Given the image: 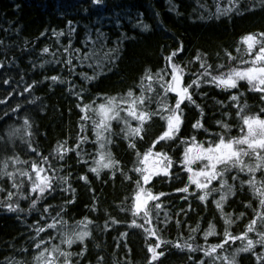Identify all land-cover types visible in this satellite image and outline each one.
Listing matches in <instances>:
<instances>
[{
	"label": "trees",
	"instance_id": "16d2710c",
	"mask_svg": "<svg viewBox=\"0 0 264 264\" xmlns=\"http://www.w3.org/2000/svg\"><path fill=\"white\" fill-rule=\"evenodd\" d=\"M219 3L227 5L229 0H219ZM253 4L259 5L260 0H240L241 10L238 12L220 16L219 19H201V16L209 17L216 11L217 0H0V136L7 141L5 143V140H0V161L5 155L19 153L23 160L35 159L40 162L39 155L26 146L30 140L39 154L49 156L53 166L58 169L57 175L69 177L67 183L61 184L50 197L39 201L31 212L28 211L31 201L23 198L19 199V204L25 209L24 212H8L3 207L6 192H0V264H6L5 258L33 264L31 254L35 253V248L31 240L36 236V221H40L41 226L46 220L51 222L42 214L44 205L51 204L59 211V206L65 201L70 203L64 208L67 213L64 220L72 228L76 227V221L84 220L85 217L91 221L88 228L92 235L71 248L72 252L80 253L87 245L83 255L73 257L75 264H97L98 257H103V264H125L126 257L127 264H148L151 253L147 246L157 244L156 237L148 236L142 229L129 227L133 219L130 209L134 202L135 180L139 178V174L130 171L135 167L136 152L128 147L127 140L113 136L115 143L111 151L115 159L120 161L118 168L123 169L125 175L131 176V181L125 179L120 171L113 176L112 169H103L99 176L89 171V166H95L91 157L98 156L94 152L98 145L94 144L95 135L90 121L87 122V130L81 132L83 113L78 107V97L69 90V81L65 79L69 77V72L64 61L73 55L71 49L91 51L105 44L103 51H107L109 47H115L119 40L123 52L115 66L106 65L105 72L98 80L86 81L78 73L83 71L92 75L93 70L87 63L81 64L74 60L76 74L70 78L71 82L87 87L88 92L84 94L86 103L102 102L98 94L124 93L134 85L139 94V78L145 69L150 66L155 72L163 68L164 58L180 48L181 41L184 49L178 53L175 62L184 65L192 73L199 69V63L189 65L188 61L196 56L198 50L209 54L213 67L228 62L225 49L238 56L236 48L243 35L264 31V8L251 7ZM145 24L149 26L147 30L143 28ZM57 32L62 34L57 36ZM69 40L72 42L70 46ZM45 47L49 49L48 52L43 51ZM65 47L70 48L69 52L64 51ZM216 53H219V57ZM80 54L75 53L76 56ZM57 75L65 82L47 79ZM194 78L186 72V82ZM33 81L37 83L33 84ZM29 84H32V88L25 91ZM201 90L207 96L202 97L193 91V98L204 108L205 127L211 132H218L220 127L215 121L224 119L233 125L231 135H238L239 128L236 125L239 120L235 115L237 106L229 100L237 90H221L214 85H201ZM76 91H79V87ZM238 91L242 94L241 99L247 100V113H258L264 108L261 96L251 90L247 82L242 81ZM171 103L174 104V100ZM185 104L187 107L182 105L185 123L180 135H195L198 141H203L207 134L203 130L193 132L191 127L196 120L201 119L200 110L187 101ZM226 113L232 115H224ZM25 117L31 122V129L25 126ZM145 127L146 135L143 139L135 140L136 148L141 153L161 135L166 122L154 118ZM15 128H19L18 135L9 139L7 131ZM113 129L119 133L120 126L113 122ZM29 132L30 136L27 135ZM81 135L91 139L81 144L79 151L90 155L77 152L76 146ZM58 142H66L65 146L71 151L65 154L64 160L57 163L56 156L51 154L55 152ZM183 148L179 140L175 144L160 142L155 147V151H164L173 157L172 177L161 173L160 177H153L148 185L153 193L166 194L159 201L163 205L160 222L154 219L153 225L162 239L172 243L162 244L157 249L165 252L159 264H192L190 257L207 260L202 252L176 248L175 241L179 239L183 243L192 235L195 244L205 246L203 231L192 233V228L199 224L201 229H206L209 222L215 223L220 238L225 228L224 218L212 202L219 198L218 195L209 197L205 205L196 195L197 192L202 194V191L195 189L192 184L188 185L189 193L176 191L188 184V175L183 166L177 163L182 159ZM9 171H12L11 167ZM82 175H87L88 181L81 179ZM257 175L259 178L260 174ZM241 179H248L247 173L242 174ZM68 184H71L74 191H64ZM10 185L8 181L4 187L16 191ZM23 187L28 190L30 185L26 181ZM29 195L35 197L38 193L29 192ZM16 199L13 197V202ZM248 202H251L252 207L247 206ZM189 204L192 205L191 210H188ZM254 208H258V199L247 186L241 189L238 185L237 194L229 197L224 206V212L231 214L235 221L230 227L234 235L246 231V225L254 218ZM181 209L188 212L187 216ZM48 211L51 212V209ZM165 211L172 217L167 227L163 225ZM241 213L244 215L240 216ZM111 218L120 223L113 222ZM177 219L181 221L180 224L175 223ZM137 220L138 223L144 222L138 217ZM257 228L262 229L259 222ZM46 232L57 239L50 241L45 233H40L36 241L42 237L47 245L60 243L56 230L46 229ZM122 233H127V236H122ZM249 235L256 238L255 233ZM188 242L192 243L191 240ZM218 242L217 236L207 238L208 245ZM244 243L246 241L229 242L224 253L230 254L233 248L241 247ZM63 247L67 248V245ZM129 248L131 252L127 251ZM24 249L30 251L25 253ZM257 254L264 256V249L260 245H256L255 254L241 253L239 264H262L256 260Z\"/></svg>",
	"mask_w": 264,
	"mask_h": 264
},
{
	"label": "snow or ice",
	"instance_id": "6c2138e0",
	"mask_svg": "<svg viewBox=\"0 0 264 264\" xmlns=\"http://www.w3.org/2000/svg\"><path fill=\"white\" fill-rule=\"evenodd\" d=\"M99 2V0H97ZM251 7L264 8V0H260L259 5H251ZM240 0H229L227 5L219 3L217 0L216 11L209 17L201 16V19H211L215 17L219 19L220 16H229L233 12L240 11ZM144 29H148V25H143ZM62 33L57 32L60 36ZM43 35V33H42ZM101 36L104 33H100ZM69 40V46L71 45ZM105 44H100L98 48L91 51H82L80 48L71 49L73 55H70L64 61L69 72V77L65 78L69 81V90L72 94L77 96L80 103L78 107L82 111L81 116V132H85L88 128L87 122H91V130L95 135L94 144L98 147L94 148V152L98 156H92L95 166H89V171L100 175L103 169H112V175L115 176L117 171L125 176V179L131 181L132 177L125 175L123 169L118 168L119 160H116L111 151V147L115 141L113 136H121L128 141V147L134 149L136 152V160L134 161V169L130 170L139 174V178L135 180L134 202L131 206L133 219L129 227L142 229L148 236L156 237L158 243L148 244V252L151 253L148 258V264H159V259L165 256L164 251H157L162 244H171L172 241L164 240L157 234L156 226L153 225L155 219L157 223L160 222V214L163 205L159 202L160 197L165 196L163 192L153 193L149 182L153 177H160L163 173L167 177H172L173 157L167 152L155 151V147L160 142H169L175 144L179 140L180 144L184 146L182 159L177 163L183 166L185 174L188 175V184L182 189H176L177 192L189 193V184L195 186V189L201 190L197 192L198 200L207 205L209 197L213 194L218 195V199L212 201L219 212V215L224 218L225 228L222 238L217 233L215 223L209 222L206 229H201L197 224L195 228L190 231L192 233L203 231L205 246L195 244V237L189 235L188 239L183 243L179 239L175 241V247L179 249H189L191 252H202L204 257H190L192 264H239V257L241 253L255 254L256 245H260L264 249V108L258 113H247V100L241 99L242 94L239 93V85L242 81L247 82L251 90L256 91L261 96V102L264 103V31L250 32L240 38L239 44L236 48L238 56H234L232 52L227 49L224 50L227 57L226 63H218L213 67L209 59V54L198 50L196 56L188 61L191 65L195 62L199 63V69L192 73L186 69L182 64L176 63L175 58L178 53H182L184 49L183 42H180V48L173 50L165 59L163 68L152 71L151 67L145 69L144 74L139 78V94L136 92V85L130 87L127 92L117 93L115 95H108L106 93L98 94L102 102H84V94L88 92L86 86H78L71 82V77L76 74V64L74 60L81 64L87 63L89 68L93 70V74L89 75L87 72H79L78 75L84 77L86 81H96L105 72L106 65L115 66V62L121 58L123 48L120 46L119 40L115 47H109L107 51H103ZM70 48L65 47L64 51L69 52ZM44 52L49 49L45 47ZM80 52L79 56L75 53ZM219 57V53H216ZM111 71V68L107 69ZM189 77L194 76L189 82L185 80V74ZM47 79L52 81L65 82L60 76H52ZM37 83L33 81V84ZM201 85H214L221 90H237L229 97V100L236 104L237 110L235 115L239 120L236 125L239 128V134L231 135L233 125L224 119L216 120L215 124L220 127V131L211 132L204 124V108L197 104L193 98V91L198 92L202 97H206L207 93L201 90ZM79 87V91H76ZM32 88V84L27 85L25 91ZM174 94V95H171ZM39 99V97H37ZM174 100V104L171 103ZM194 105L199 108L201 119L195 121L191 125L193 132L203 130L207 135L203 141H198L195 135L190 137H183L180 135L182 125L185 123L184 107L187 104ZM223 104L222 101H217ZM155 105V107H153ZM19 107V105H17ZM224 115L231 116L232 113ZM154 118L166 122V128L160 136L156 138L143 153L136 148L135 140L143 139L146 135V124L152 122ZM25 126L31 129L32 124L25 117ZM113 122L120 126L119 133L113 129ZM19 133V128L9 129L7 137L11 139ZM31 135V132L27 133ZM79 143L77 144V152L81 155H90L87 153H80V146L86 143L91 137L86 135L79 136ZM0 140H5V137L0 136ZM5 143L7 141L5 140ZM66 142H58L55 152L51 155L56 156L57 163L65 159V154L71 151L65 146ZM26 146L32 150L33 153L39 155V161L23 160L19 153L8 156L0 161V192H6V199L3 201V207L8 212H24L25 209L20 207L19 199H28L31 201L29 212L37 205L39 201L50 197L52 193L56 192L61 184L67 183L69 177L57 175V167L53 166L52 160L49 156H44L38 153V150L33 146L32 142L28 140ZM87 163V161H85ZM17 165H24L25 167H17ZM12 171H9V168ZM62 167V165H61ZM235 173V175H233ZM247 173L248 179H241L242 174ZM260 174L258 178L257 174ZM163 178V177H161ZM81 179L88 181L87 175H82ZM8 181L11 182V188L16 191H11L4 187ZM30 185L26 190L23 185L25 183ZM216 182L215 184L213 182ZM231 181V182H230ZM237 182L239 188L243 189L247 186L252 195L258 199V208H254V218L246 225V231L239 235H234L230 231V227L235 221L231 218V214L224 212V206L229 197H234L237 194ZM64 191H74L71 184ZM31 193H38L35 197L29 195ZM13 197L16 201L13 202ZM182 199L184 197H181ZM73 198V201L74 202ZM69 201H65L60 205L59 211H56L51 204L44 205L43 215L48 217L41 226L40 221H36V236L32 238V246L35 248V253L31 254V261L33 264H75L74 256L83 255L87 251V245L80 253H74L71 248L77 242H83L86 238L92 235L88 228L91 223L89 218L76 221L75 228L69 225L68 221L64 220L67 213L64 208ZM248 207H252L251 202H248ZM192 205H188V210H191ZM51 209V212L48 211ZM185 216L188 212L185 209L180 210ZM55 215H52V213ZM241 213L240 216H243ZM137 217L144 221L138 223ZM113 222L115 218H111ZM172 217L164 212L163 225L168 226ZM262 226V229L257 228V224ZM176 224L181 221L177 219ZM146 225H152L146 227ZM107 222L105 227H107ZM46 229L56 230L59 233V244L47 245L44 238H39L40 233H45L48 240H55L57 237L49 235ZM63 229V230H61ZM249 233H255L254 239ZM183 233H181L182 235ZM122 236H127V233H122ZM209 236H217L218 243L208 245L207 238ZM191 240L192 243L188 241ZM246 241L241 247L233 248L230 254H225L224 249L229 242ZM67 245V248L63 247ZM119 247V245H118ZM28 253L29 249L23 250ZM131 252L129 248L127 250ZM257 261L264 264V256L255 255ZM6 264H28L25 260H15L5 258ZM97 264H103V257L97 258ZM127 264V257L125 258Z\"/></svg>",
	"mask_w": 264,
	"mask_h": 264
}]
</instances>
